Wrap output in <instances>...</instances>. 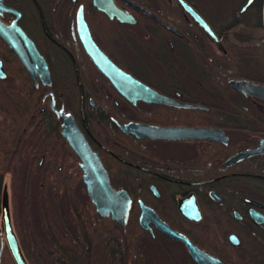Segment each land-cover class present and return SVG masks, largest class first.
Returning <instances> with one entry per match:
<instances>
[{"label": "flooded vegetation", "instance_id": "obj_1", "mask_svg": "<svg viewBox=\"0 0 264 264\" xmlns=\"http://www.w3.org/2000/svg\"><path fill=\"white\" fill-rule=\"evenodd\" d=\"M111 1L125 19L99 11L93 0H0L1 23L15 24L25 33L43 56L50 77L48 85L39 77L34 82L0 38V89L18 81L13 72L19 65L31 88L39 92V112H47L56 121L59 137L65 141L61 119L51 102L55 109L72 115L99 156L111 186L128 193L131 206L126 224L110 216L102 218L120 228L136 226L141 236L125 249L117 243L125 251L122 259H114L113 244H109L107 264H198L185 243L161 232L153 221L156 216L222 264H264V99L247 92L242 84L240 88L229 84L244 80L264 85V0L259 1V8L255 0H183L209 25L217 40L178 0H128L153 16L132 8L127 0ZM200 1L212 6V17L200 8ZM79 10L95 45L118 68L163 96L204 109L126 100L85 52ZM156 17L178 31L167 29ZM226 37L251 46L245 51L238 47L233 68L225 63ZM252 45L260 47L253 49ZM211 58L219 61L211 64ZM227 73L234 75L226 78ZM96 107L91 116L89 108ZM131 122L213 128L224 135L220 141L137 138L121 130ZM246 150L254 153L228 162ZM51 155L50 164L61 171V153ZM49 161L41 155L38 165L50 166ZM210 165L216 170L204 173L202 167ZM83 187L81 193L91 203ZM61 241L73 244L75 251L90 240ZM47 251L53 254L50 248Z\"/></svg>", "mask_w": 264, "mask_h": 264}, {"label": "trees", "instance_id": "obj_2", "mask_svg": "<svg viewBox=\"0 0 264 264\" xmlns=\"http://www.w3.org/2000/svg\"><path fill=\"white\" fill-rule=\"evenodd\" d=\"M259 1L255 0L257 8ZM246 38L250 39V36L242 37ZM224 46L226 66L232 68L238 62V47L242 51L251 47L244 42L239 45L233 37H226ZM252 46L253 49L260 47ZM213 56L215 54L211 53ZM217 61L219 59L211 58V64ZM13 74L18 81L6 83L0 89V230L3 226L2 195L7 187L13 230L28 264H107L109 244H113L114 259H122L125 251L120 250L117 243L124 249L130 247L141 236L138 227L129 224L120 228L96 214L93 205L81 193L84 187L76 156L59 137L56 121L47 112H39V92L31 88L19 65ZM232 75L225 74L226 78ZM97 108H89L91 116L96 114ZM54 151L61 153V171L50 164ZM41 155L50 158V166L38 165ZM202 169L208 174L216 170L212 165ZM50 173L52 177L47 176ZM7 175L9 185L5 181ZM80 201H84L82 209L78 205ZM79 237L90 241L75 251L71 249L73 244L61 241ZM47 239L51 241L46 242ZM63 246L69 247L66 252L62 250ZM47 248L53 254H49ZM89 248L93 250L89 251ZM1 264H15L6 244Z\"/></svg>", "mask_w": 264, "mask_h": 264}, {"label": "water", "instance_id": "obj_3", "mask_svg": "<svg viewBox=\"0 0 264 264\" xmlns=\"http://www.w3.org/2000/svg\"><path fill=\"white\" fill-rule=\"evenodd\" d=\"M178 1L183 9L192 15L196 23H198L211 38L217 40L209 25L198 14L188 4H186L185 1ZM128 2L132 8L153 16V14L137 4L131 1ZM93 5L96 6L99 11L107 15L114 16L119 19H125V14L118 10L111 0H93ZM156 19H158L167 29L178 31L159 18L156 17ZM77 20L79 23L80 40L85 52L90 57L91 61L96 65L97 69L109 80L116 91L126 100L132 103L142 100L149 103L165 104L177 108L204 109V107L197 104L181 103L163 96L135 79L130 74L118 68L93 42L89 30L83 20L81 10L77 13ZM0 38L14 52L34 82L37 80V77H39L43 84L48 85L50 83L49 70L43 56L39 53L34 43L18 26L13 24L11 27H7L0 21ZM0 74H2L1 61ZM229 84L235 88H240V84H242L247 92L264 99V85L254 84L244 80H230ZM50 106L56 116L61 119V135L79 160L78 165L81 170V179L85 186L86 194L95 208V212L101 217L110 216L112 220L118 222L119 224H126L131 206V199L128 193L123 189L116 190L111 186L108 173L99 159V156L88 144L85 136L75 123L72 115L70 113H65L63 108L55 109L52 102ZM121 130L124 133H130L137 138L147 139H192L220 141V138L224 135L222 130L213 128L164 127L133 122L124 124L121 126ZM253 153V150L240 152L232 156L228 162L233 163L243 157H248ZM146 211L153 216L150 209L147 208ZM156 217L153 221H156L161 232L171 239L180 240L185 243L188 247L190 255L198 262V264H222L219 260L201 252L184 235L170 229L165 222ZM1 218L3 226L2 231L0 230V264L4 244H6L15 264H28L21 251L17 236L13 230L7 187H4L3 189Z\"/></svg>", "mask_w": 264, "mask_h": 264}, {"label": "rangeland", "instance_id": "obj_4", "mask_svg": "<svg viewBox=\"0 0 264 264\" xmlns=\"http://www.w3.org/2000/svg\"><path fill=\"white\" fill-rule=\"evenodd\" d=\"M217 1V0H216ZM201 2V1H200ZM201 5H200V8L202 9V10H204V12L209 16V17H212L213 16V13H212V11H211V7H209L208 5H207V3L206 2H201L200 3ZM5 181H6V183L9 185V176L7 175L6 177H5ZM83 203H84V201H80L79 202V206H80V208H82V207H84V205H83Z\"/></svg>", "mask_w": 264, "mask_h": 264}]
</instances>
